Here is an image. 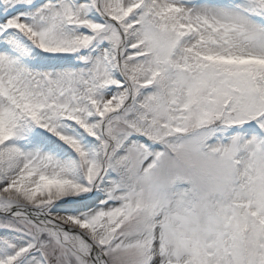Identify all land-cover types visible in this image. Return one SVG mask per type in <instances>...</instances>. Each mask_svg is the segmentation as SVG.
<instances>
[{
    "label": "snow or ice",
    "instance_id": "snow-or-ice-1",
    "mask_svg": "<svg viewBox=\"0 0 264 264\" xmlns=\"http://www.w3.org/2000/svg\"><path fill=\"white\" fill-rule=\"evenodd\" d=\"M0 264H264V0H0Z\"/></svg>",
    "mask_w": 264,
    "mask_h": 264
}]
</instances>
